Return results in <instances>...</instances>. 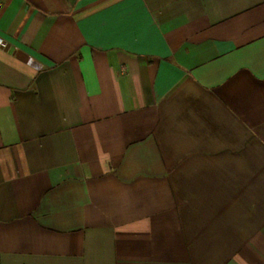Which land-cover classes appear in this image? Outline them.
<instances>
[{"label":"crops","instance_id":"crops-1","mask_svg":"<svg viewBox=\"0 0 264 264\" xmlns=\"http://www.w3.org/2000/svg\"><path fill=\"white\" fill-rule=\"evenodd\" d=\"M0 264H264V0H0Z\"/></svg>","mask_w":264,"mask_h":264}]
</instances>
